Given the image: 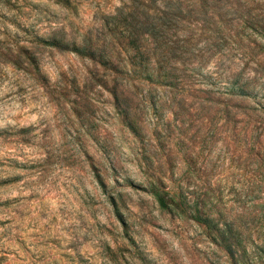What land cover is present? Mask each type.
Listing matches in <instances>:
<instances>
[{"label":"rangeland","instance_id":"obj_1","mask_svg":"<svg viewBox=\"0 0 264 264\" xmlns=\"http://www.w3.org/2000/svg\"><path fill=\"white\" fill-rule=\"evenodd\" d=\"M138 9L181 19L193 90L114 98L66 48L120 53ZM0 264H264V0H0Z\"/></svg>","mask_w":264,"mask_h":264},{"label":"trees","instance_id":"obj_2","mask_svg":"<svg viewBox=\"0 0 264 264\" xmlns=\"http://www.w3.org/2000/svg\"><path fill=\"white\" fill-rule=\"evenodd\" d=\"M181 13L180 9L179 14ZM177 19L180 18L158 11H155L152 17H147L144 12L138 9L133 19L135 23L125 26L128 35L125 36L121 32V36H118L120 53L113 51L106 53L105 46L102 49L99 42L96 45L93 44L92 35L89 33L82 36L78 43L74 40L72 48H68L69 46L66 48L91 60H98V63L107 66L117 75L113 80L114 88L111 89L114 98H117V91L120 87L118 79L129 85L127 88L133 92L134 96L142 94L146 87H148L146 91L149 95L157 94L159 89L176 90L179 93L189 92L194 87L188 82V79H185L186 71L190 65L184 56L190 52V48L186 44L180 43L179 31L172 34L169 27V24ZM107 28L108 25L103 26L104 30ZM122 53L127 59H119ZM108 55H110L108 60L103 62V59H106ZM116 55L117 59L113 60L112 57L115 58ZM201 68V64L194 67V69ZM126 86H122L121 93ZM225 87L226 91L222 94L230 100L239 102L252 95L251 81L244 80L241 74L228 76ZM183 102L181 100L178 104L182 106ZM151 104L156 106V102L153 100ZM156 197L162 208H169L170 202L164 195L156 193Z\"/></svg>","mask_w":264,"mask_h":264}]
</instances>
